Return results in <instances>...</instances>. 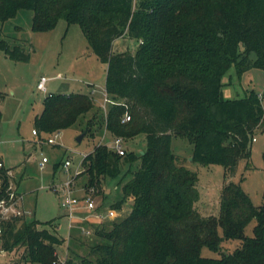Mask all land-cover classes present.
Segmentation results:
<instances>
[{"label":"trees","instance_id":"16d2710c","mask_svg":"<svg viewBox=\"0 0 264 264\" xmlns=\"http://www.w3.org/2000/svg\"><path fill=\"white\" fill-rule=\"evenodd\" d=\"M20 8L34 11L35 31L50 30L60 19L80 24L93 53L107 64L106 92L118 102L108 103L104 115L89 94L51 92L34 118L40 136L93 111L85 133L93 136L99 112L101 133L103 124L123 139L144 133L147 146L122 155L99 143L83 157L87 188H101L105 178L122 173L124 163L140 160L130 179L124 182L128 173L121 177L122 197L111 204L120 209L131 200L128 214L83 221L99 237L86 254L75 255L70 244L84 240L82 227H72L68 240L54 218L27 216L0 219L1 250L24 248L26 262L58 264L56 247L68 241L71 255L64 264H264V204L255 205L240 181L229 180L219 213L203 215L196 207L198 173L172 151L173 136L187 138L193 160L222 164L226 177L236 173L241 159L251 158L254 133L264 128L263 100L254 89L226 98L223 77L233 64L241 73L264 69V0H0V23ZM123 36L138 41L134 52L113 50ZM0 49L14 60L30 58L5 39ZM126 111L131 119L122 121ZM1 116L0 111V121ZM18 194L10 168L0 166V201ZM253 219V235L247 236ZM234 238L242 240L235 250L202 255L203 247L219 251L223 239Z\"/></svg>","mask_w":264,"mask_h":264},{"label":"rangeland","instance_id":"374dc122","mask_svg":"<svg viewBox=\"0 0 264 264\" xmlns=\"http://www.w3.org/2000/svg\"><path fill=\"white\" fill-rule=\"evenodd\" d=\"M33 15V10L20 8L15 16L0 23V39L7 40L12 46L20 45L30 54L27 61L14 60L0 49V160H3V166L10 168L11 183L13 188H18L19 195L22 194L23 206L33 210L28 218L41 221L54 218L60 234L66 237L72 230L70 223L90 213L86 202L82 200L75 206V216L70 220L68 209L61 206L66 182H71L72 195L83 197L89 194L106 211L122 197L121 177L128 173L124 182L130 179L129 170L137 169L140 160L132 164L124 163L122 173L117 177L105 178L101 188H87L85 176L83 173L76 175V169L80 167L83 170V157L93 151L97 144L104 143L113 148L115 138L104 124L101 126L103 132L99 131V112L91 127L93 136L85 133L81 141L77 137L84 132L85 122L94 114L93 111L85 118L81 116L72 126L60 130L57 144L45 141V138L54 137L53 132L42 133L41 136L32 132L34 118L42 111L45 97L50 92L89 94L104 115L107 110L103 107L107 109L109 106L107 103L104 106L107 64L93 53L80 24H68L65 19H60L50 30L35 31L32 28ZM137 47V40L123 36L115 40L113 50L134 52ZM43 75L48 78L47 91L37 87ZM252 89L260 93L264 103V69L251 68L241 73L233 64L223 77L224 96L242 97ZM254 136L251 158L241 159L236 173L227 177L222 164L194 161V145L187 138L172 137V151L180 157L179 163L198 173L199 199L196 207L203 215L219 213L221 190L229 180L240 181L255 205L264 204V128H258ZM146 146L144 133L123 139L126 152L140 153ZM44 156L46 161H43ZM67 158L72 161L68 169L63 166ZM130 207L131 200L122 204L124 216ZM255 224L256 219H253L247 225V236L253 235ZM86 227L89 229L84 231L83 241L70 242L75 255L86 254L88 244L99 238L91 233L93 228ZM219 232L222 234L221 229ZM241 243L242 240L236 238L223 239L219 251L203 247L202 255L219 257L222 253L235 250ZM56 248L58 264H64L66 257L71 255L69 243L66 241ZM23 251L24 248H20L9 253L0 248V264H37L23 260Z\"/></svg>","mask_w":264,"mask_h":264},{"label":"built area","instance_id":"2783aa9c","mask_svg":"<svg viewBox=\"0 0 264 264\" xmlns=\"http://www.w3.org/2000/svg\"><path fill=\"white\" fill-rule=\"evenodd\" d=\"M47 77L46 76H41L40 80L38 81L37 87L43 91H47V86H46V82H47ZM104 100H105V104L106 103H118L117 101L112 100L108 94L106 93V95L104 96ZM104 109H106V107H104ZM131 119V114L126 111L122 121H128ZM32 132L36 135L40 134L38 133V131L33 128ZM55 133L54 137L50 136L48 138H45V141H47L50 144H57V137L60 133V131H55L53 132ZM255 139V138H254ZM113 148L118 151L120 154H125V149L123 147V138L122 137H115L114 138V143H113ZM47 158L44 156L43 157V161H46ZM72 164V161L67 158L63 161V166L68 169ZM4 165L3 161L0 160V166ZM82 165V162H81ZM78 173H81L80 167H78L75 171V174L77 175ZM70 181L66 182L67 188H63L65 191V196L63 197V199L61 200V206L68 209V215L70 217V220H72L75 216L74 214V208L75 206L80 203L82 200H84L87 204V208L90 210V213L88 215L82 216L83 220H88L90 218H95L96 220L102 222L104 220L107 219H114L118 216H122V208L117 209L115 207H108L106 209V211H103L102 209H98V206L96 204V201L89 196V194L84 195L83 197H78L75 195H72V188L70 187ZM22 194L21 195H17V197L14 200H11L9 202H5V201H0V219H9L12 216H30L33 214V211L31 209H27L22 205ZM70 227H73V223H70ZM83 231H86L85 227H82ZM2 233V229L0 227V234Z\"/></svg>","mask_w":264,"mask_h":264},{"label":"crops","instance_id":"0c3cea01","mask_svg":"<svg viewBox=\"0 0 264 264\" xmlns=\"http://www.w3.org/2000/svg\"><path fill=\"white\" fill-rule=\"evenodd\" d=\"M40 80V79H39ZM38 80V81H39ZM95 90V88H93V91ZM51 93V92H50ZM3 161V160H2ZM4 163V162H3ZM23 205V204H22ZM32 210V209H31ZM33 211V210H32ZM83 217H79V219L74 223L73 222V229L74 228H76V227H83L82 225H83ZM72 228V227H71ZM73 229L69 232V235L68 236H66V238L69 240V237H70V235L72 234V231H73ZM68 242V241H67Z\"/></svg>","mask_w":264,"mask_h":264},{"label":"water","instance_id":"95a60500","mask_svg":"<svg viewBox=\"0 0 264 264\" xmlns=\"http://www.w3.org/2000/svg\"><path fill=\"white\" fill-rule=\"evenodd\" d=\"M84 135H85V132H82V133L77 137V139H78L79 141H81V140L83 139ZM142 152H143V151H142Z\"/></svg>","mask_w":264,"mask_h":264}]
</instances>
